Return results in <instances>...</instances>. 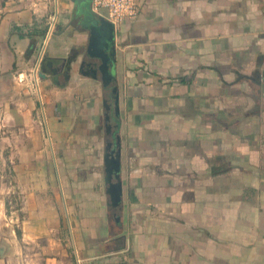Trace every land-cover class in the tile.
<instances>
[{
    "label": "crops",
    "instance_id": "crops-1",
    "mask_svg": "<svg viewBox=\"0 0 264 264\" xmlns=\"http://www.w3.org/2000/svg\"><path fill=\"white\" fill-rule=\"evenodd\" d=\"M91 6L59 0L56 41L41 46L31 107L52 144L39 151L78 248L76 261L47 264H264V0H142L115 27L108 87L80 73L100 17ZM42 16L28 2L0 8L1 95L33 90ZM104 100L120 136L121 211L104 181Z\"/></svg>",
    "mask_w": 264,
    "mask_h": 264
},
{
    "label": "rangeland",
    "instance_id": "rangeland-1",
    "mask_svg": "<svg viewBox=\"0 0 264 264\" xmlns=\"http://www.w3.org/2000/svg\"><path fill=\"white\" fill-rule=\"evenodd\" d=\"M18 1L28 2L42 13V27L48 28V36L57 10L55 0H0V8ZM56 24L45 52L56 41ZM42 44L39 41L37 57ZM35 98L41 101L35 85L29 94H0V264L76 261L78 254L64 197L52 180V157L47 151L40 152L52 141L46 133L42 107H31L39 101Z\"/></svg>",
    "mask_w": 264,
    "mask_h": 264
},
{
    "label": "water",
    "instance_id": "water-1",
    "mask_svg": "<svg viewBox=\"0 0 264 264\" xmlns=\"http://www.w3.org/2000/svg\"><path fill=\"white\" fill-rule=\"evenodd\" d=\"M74 3L81 4L91 0H71ZM115 26L104 17L99 20H93L87 54L91 62H82L80 73L92 79H101L102 85L108 87L114 80L111 72V58L115 55ZM113 59V58H112ZM114 60V59H113ZM114 97L116 116H119V89L115 85L112 88ZM105 108V128L106 134L110 136L106 141L104 149V181L106 185V194L109 197L108 206L110 208L122 209L123 187L121 179V153L120 136L116 135L115 127L111 122V106L107 100H104Z\"/></svg>",
    "mask_w": 264,
    "mask_h": 264
},
{
    "label": "built area",
    "instance_id": "built-area-1",
    "mask_svg": "<svg viewBox=\"0 0 264 264\" xmlns=\"http://www.w3.org/2000/svg\"><path fill=\"white\" fill-rule=\"evenodd\" d=\"M141 1L142 0H91V7L94 14L104 17L116 27L119 24L129 21L137 16ZM58 2L59 0H55L56 6L58 5ZM56 19L57 12L54 15L53 23L51 24V28L48 33L49 35L53 33L52 31L55 26ZM42 60L43 52L31 72L33 83L38 89L40 84L39 70Z\"/></svg>",
    "mask_w": 264,
    "mask_h": 264
},
{
    "label": "trees",
    "instance_id": "trees-1",
    "mask_svg": "<svg viewBox=\"0 0 264 264\" xmlns=\"http://www.w3.org/2000/svg\"><path fill=\"white\" fill-rule=\"evenodd\" d=\"M47 31H48V28L39 29V30H36L35 31L36 34H38V38H37V40L36 39H33L32 50H34V52H37V50H38L39 41H42V42L44 41V39L46 37V34H47ZM33 36H35V35H33Z\"/></svg>",
    "mask_w": 264,
    "mask_h": 264
}]
</instances>
